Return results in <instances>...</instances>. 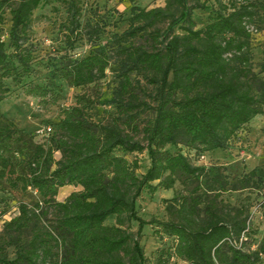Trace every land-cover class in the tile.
Listing matches in <instances>:
<instances>
[{
    "label": "trees",
    "instance_id": "1",
    "mask_svg": "<svg viewBox=\"0 0 264 264\" xmlns=\"http://www.w3.org/2000/svg\"><path fill=\"white\" fill-rule=\"evenodd\" d=\"M214 2L218 9L202 29L193 16L206 9L199 0H165L152 9L135 5L127 29L112 36L114 56L107 44L96 43L69 66L54 69L41 86L24 79L33 71L35 13L45 2L0 0V193L34 198L31 204L20 200L18 216L0 233V264H146L141 238L147 227L172 240L157 252V264H264V243L255 250L249 244L248 209L220 200L225 191L264 188V167L231 183L194 166L183 152L228 151L264 114V62L256 74L248 30L264 17V0ZM65 4L76 36L81 3ZM110 71L117 80L110 99L116 114L97 122L90 112L104 104L97 88ZM59 79L82 93L58 121L44 122V137L17 128L2 112L8 81L29 97L57 104ZM143 113L149 115L141 119ZM143 153L149 166L140 175L139 163L128 156ZM179 181L195 188L165 202L167 220L138 215L144 192L170 191ZM67 186L80 190L58 202ZM110 219L114 224H107ZM132 223L136 233L127 228Z\"/></svg>",
    "mask_w": 264,
    "mask_h": 264
},
{
    "label": "rangeland",
    "instance_id": "2",
    "mask_svg": "<svg viewBox=\"0 0 264 264\" xmlns=\"http://www.w3.org/2000/svg\"><path fill=\"white\" fill-rule=\"evenodd\" d=\"M70 0H44L45 4L35 13V20L32 26V46L34 49V62L32 73L24 79L26 84L46 86L54 69L69 66L74 59L87 54L97 43L107 44L108 50L114 56V45L112 36L122 34L128 27V19L131 16V8L139 6L145 9L164 7L165 0H79L81 3L82 16L81 28L78 35H71L68 20L66 2ZM242 4L246 0H235ZM257 1V0H252ZM259 1V0H258ZM206 6L205 10L193 12L197 29L204 28L210 16L218 9L214 0H199ZM262 16V15H261ZM250 34V46L252 53V69L256 74L260 72V64L264 62V17L255 18L248 25ZM97 32V34H95ZM177 33L181 31L177 30ZM5 39L6 35L4 34ZM70 36V37H68ZM75 50L70 48L69 39ZM61 87V100L57 104L52 99L46 100L27 96L21 85L12 81L7 82L10 93L2 103V112L12 121L17 128L26 132L36 134L37 130L44 127V122L58 121L62 115L63 108L76 105V97L82 93L62 79L57 80ZM117 86V80L111 71L106 81L100 83L97 88L103 93L104 104L96 107L90 112L93 120L104 122L116 114V109L111 105L110 99L113 89ZM94 95V90H88ZM264 111V107H261ZM147 113V112H146ZM143 113L141 119L147 115ZM38 142H41L37 138ZM189 156L194 166L203 167L210 171L212 176L215 173L224 174L231 183L240 179L243 173L255 168L264 167V114L256 117L238 137L231 142L228 151L202 152L196 154L183 150ZM201 156H204L202 159ZM130 162L137 161L140 165L138 173L143 174L149 166L146 153L129 155ZM224 169V170H223ZM194 185H186L179 181L175 189L170 191L158 190L154 195L144 192L138 199V215L145 219L167 220L169 216L165 211L166 201L171 200L178 193H189L194 190ZM79 188L67 186L60 190L57 197L58 202H64L73 192ZM220 200L231 208H247L249 211L248 223L251 231L249 244L255 250L264 243V188L260 190L248 189L244 191H225L221 193ZM22 202L30 203L34 198L29 195L15 196L0 193V211L3 212L0 218V233L6 223L18 216V205ZM8 211L4 214V211ZM115 219H110L107 224H114ZM127 228L136 233L138 224L132 223ZM153 227H147L141 238V246L147 258L146 264H157V252L168 248L172 244L171 239H160L155 235ZM9 256L14 257V249H9ZM264 262V254L262 256ZM170 264H182L171 261Z\"/></svg>",
    "mask_w": 264,
    "mask_h": 264
},
{
    "label": "built area",
    "instance_id": "3",
    "mask_svg": "<svg viewBox=\"0 0 264 264\" xmlns=\"http://www.w3.org/2000/svg\"><path fill=\"white\" fill-rule=\"evenodd\" d=\"M37 135L39 136V137H44L45 135H46V131L43 129V130H39L38 132H37Z\"/></svg>",
    "mask_w": 264,
    "mask_h": 264
}]
</instances>
